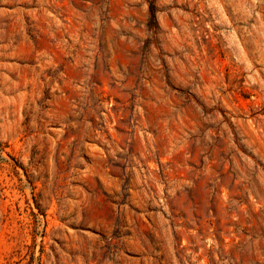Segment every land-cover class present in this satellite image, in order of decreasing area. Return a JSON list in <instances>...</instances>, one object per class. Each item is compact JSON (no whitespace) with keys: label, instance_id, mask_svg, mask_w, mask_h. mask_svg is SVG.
<instances>
[{"label":"rangeland","instance_id":"374dc122","mask_svg":"<svg viewBox=\"0 0 264 264\" xmlns=\"http://www.w3.org/2000/svg\"><path fill=\"white\" fill-rule=\"evenodd\" d=\"M0 264H264V0H0Z\"/></svg>","mask_w":264,"mask_h":264}]
</instances>
